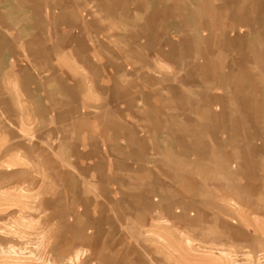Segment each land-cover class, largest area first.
Segmentation results:
<instances>
[{
    "label": "rangeland",
    "instance_id": "obj_1",
    "mask_svg": "<svg viewBox=\"0 0 264 264\" xmlns=\"http://www.w3.org/2000/svg\"><path fill=\"white\" fill-rule=\"evenodd\" d=\"M0 264H264V0H0Z\"/></svg>",
    "mask_w": 264,
    "mask_h": 264
}]
</instances>
